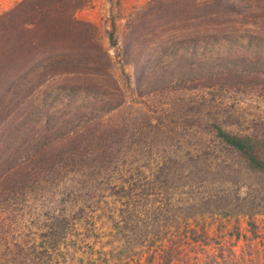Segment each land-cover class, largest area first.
<instances>
[{
    "label": "trees",
    "instance_id": "obj_1",
    "mask_svg": "<svg viewBox=\"0 0 264 264\" xmlns=\"http://www.w3.org/2000/svg\"><path fill=\"white\" fill-rule=\"evenodd\" d=\"M87 4L18 0L0 13V230L41 218L37 235L53 250L77 206L67 175L107 172L134 134L137 117L124 115L130 103L113 74L115 57L131 67V90L139 98L215 87L264 95V0H151L127 20L113 57L96 25L75 16ZM108 38L116 45L112 32ZM232 123L203 126L247 173L264 177V134L235 131ZM59 182L56 193L50 187ZM249 188L237 191L244 201L238 213L264 214L257 189ZM252 226V239L259 240L247 241L248 254L245 247L231 250L225 264H264V232L258 236ZM164 251L160 264H176L170 248ZM48 254L20 264H65Z\"/></svg>",
    "mask_w": 264,
    "mask_h": 264
},
{
    "label": "rangeland",
    "instance_id": "obj_2",
    "mask_svg": "<svg viewBox=\"0 0 264 264\" xmlns=\"http://www.w3.org/2000/svg\"><path fill=\"white\" fill-rule=\"evenodd\" d=\"M17 1L0 0V13ZM150 1L88 0L75 16L96 25L113 57L123 44L127 20ZM130 73L128 64L113 59V74L130 103L124 115L137 117L117 164L104 173L67 175L65 185L77 206L67 213L65 236L57 249L38 237L35 227L41 218L25 220V228L18 221L1 229L0 264H20L25 257L29 261L35 254L46 258L48 253L65 264H160L164 246L176 264H225L231 250L240 253L245 247L248 254L247 241L259 240L252 239V222L257 235H263L264 214L238 213L244 201L237 191L250 184L249 189H257L255 203L264 209V177L247 173L203 123L233 122L228 127L235 131L252 128L264 134V95L215 87L139 98L131 90ZM69 179L82 190L74 191ZM61 186L59 182L50 188L57 193ZM44 244L48 252L42 250Z\"/></svg>",
    "mask_w": 264,
    "mask_h": 264
},
{
    "label": "crops",
    "instance_id": "obj_3",
    "mask_svg": "<svg viewBox=\"0 0 264 264\" xmlns=\"http://www.w3.org/2000/svg\"><path fill=\"white\" fill-rule=\"evenodd\" d=\"M94 4H95V2H93ZM98 7H99V5L97 4V6L95 7V10H97L98 9Z\"/></svg>",
    "mask_w": 264,
    "mask_h": 264
}]
</instances>
